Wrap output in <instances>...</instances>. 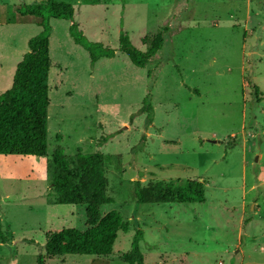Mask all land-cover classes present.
Returning <instances> with one entry per match:
<instances>
[{
	"label": "rangeland",
	"instance_id": "1",
	"mask_svg": "<svg viewBox=\"0 0 264 264\" xmlns=\"http://www.w3.org/2000/svg\"><path fill=\"white\" fill-rule=\"evenodd\" d=\"M39 1L0 0V93L41 30L17 8ZM56 1L71 5L90 42L117 48L124 32L145 50L142 39L162 31L163 44L143 68L118 50L91 66L71 21L49 20L46 154H0V264H35L47 230L88 227L85 205L48 203L47 165L59 149L111 156L112 202L99 215L116 210L130 225L109 256L45 264H127L119 256L137 227L144 264H264V1ZM187 179L202 182L203 202H136L135 181Z\"/></svg>",
	"mask_w": 264,
	"mask_h": 264
},
{
	"label": "trees",
	"instance_id": "2",
	"mask_svg": "<svg viewBox=\"0 0 264 264\" xmlns=\"http://www.w3.org/2000/svg\"><path fill=\"white\" fill-rule=\"evenodd\" d=\"M264 1V0H263ZM20 15L35 17L41 30L28 39V51L16 64L11 86L0 93V154L20 156H45L48 131V76L50 69L49 36L50 19L70 20L69 35L75 44L82 46L89 55L91 66L103 57L111 58L116 50L123 52L133 65L145 67L163 44L162 31L150 38H143L145 50L132 44L127 33L118 36L117 48L90 42L72 21L70 4L43 0L17 8ZM140 112H146L148 123L152 121V106L143 99ZM100 140L105 141L104 138ZM111 156L102 153H82L68 157L59 149L53 152L47 165L49 176L48 203L85 205L88 227L78 230L71 227L49 229L45 232L42 251L35 264L65 255H92L106 257L112 254L118 232H127L129 222L111 210L99 215L102 205L112 202L106 194L105 162ZM137 203H191L205 200L204 187L198 179H187L181 184L156 182L141 186L134 182ZM142 230L137 227L130 249L119 258L127 264H144L139 242ZM0 239L6 236L0 228Z\"/></svg>",
	"mask_w": 264,
	"mask_h": 264
},
{
	"label": "crops",
	"instance_id": "3",
	"mask_svg": "<svg viewBox=\"0 0 264 264\" xmlns=\"http://www.w3.org/2000/svg\"><path fill=\"white\" fill-rule=\"evenodd\" d=\"M48 78H49V76H48Z\"/></svg>",
	"mask_w": 264,
	"mask_h": 264
}]
</instances>
